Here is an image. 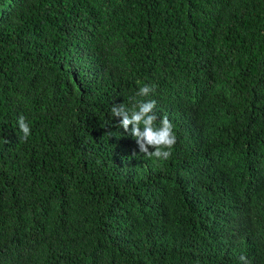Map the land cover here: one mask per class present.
<instances>
[{
    "label": "trees",
    "instance_id": "obj_1",
    "mask_svg": "<svg viewBox=\"0 0 264 264\" xmlns=\"http://www.w3.org/2000/svg\"><path fill=\"white\" fill-rule=\"evenodd\" d=\"M149 100L167 159L111 112ZM241 257L264 264V0H0V264Z\"/></svg>",
    "mask_w": 264,
    "mask_h": 264
},
{
    "label": "clouds",
    "instance_id": "obj_2",
    "mask_svg": "<svg viewBox=\"0 0 264 264\" xmlns=\"http://www.w3.org/2000/svg\"><path fill=\"white\" fill-rule=\"evenodd\" d=\"M153 92V87L145 85L139 88L137 95L148 96ZM155 107L154 100L139 102L131 109L121 103L114 104L111 107V112L115 118H120L119 127L134 138L140 153L148 158L167 159L176 144V135L167 116L160 119L159 125H157L158 116L154 112ZM18 124L23 138L26 140L31 134L28 123L21 116ZM240 259L246 264L245 257Z\"/></svg>",
    "mask_w": 264,
    "mask_h": 264
}]
</instances>
